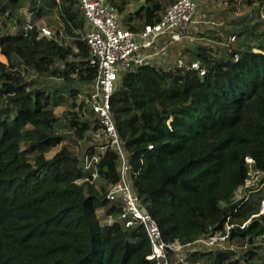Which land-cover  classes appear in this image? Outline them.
<instances>
[{
  "label": "trees",
  "instance_id": "obj_1",
  "mask_svg": "<svg viewBox=\"0 0 264 264\" xmlns=\"http://www.w3.org/2000/svg\"><path fill=\"white\" fill-rule=\"evenodd\" d=\"M176 1L105 0L131 32ZM207 1L220 23L196 34L204 44L184 65L152 56L118 74V149L86 102L97 68L79 1L0 0V264H157L143 228L125 227L106 198L123 159L170 264H264V0H240V15L238 0ZM85 157L97 162L85 169ZM251 173L260 180L246 189ZM215 236L222 246L203 243ZM176 246L192 247L177 263Z\"/></svg>",
  "mask_w": 264,
  "mask_h": 264
},
{
  "label": "built area",
  "instance_id": "obj_2",
  "mask_svg": "<svg viewBox=\"0 0 264 264\" xmlns=\"http://www.w3.org/2000/svg\"><path fill=\"white\" fill-rule=\"evenodd\" d=\"M78 1L82 14L90 26L83 38L91 53V64L97 68L94 87L89 92L86 102L98 116L102 130L111 139V144L120 149L110 112L111 95L118 74L146 64L160 51L165 52L166 47L158 50L159 38L165 37L172 31L180 32L190 24L196 10V2L178 0L168 8L157 23L145 25L138 32H131L120 27L116 10L105 0ZM41 34L52 36L51 30L46 27L41 28ZM234 58L238 59V56L235 55ZM183 63L182 59L177 61L178 66L184 65ZM189 67L199 70L197 63H192ZM200 74L202 75L203 71ZM96 162L95 157H85L83 166L85 169H90ZM128 169L129 166L123 159L119 169L120 181L110 187L106 198L110 203L121 204L120 220L125 227L140 225L143 228L151 246L148 260L157 264H170L167 255L169 247L163 242L155 221L148 213L142 211L140 201L130 185ZM92 176L95 177L93 174ZM219 238L224 240V237ZM215 241L216 238H212L209 242L203 243L213 245ZM179 248L176 246L174 251L177 252Z\"/></svg>",
  "mask_w": 264,
  "mask_h": 264
},
{
  "label": "rangeland",
  "instance_id": "obj_3",
  "mask_svg": "<svg viewBox=\"0 0 264 264\" xmlns=\"http://www.w3.org/2000/svg\"><path fill=\"white\" fill-rule=\"evenodd\" d=\"M239 4H235V13L236 15H240L242 13H245V10H247V8L245 9V6H240V0H238ZM197 2V10L194 13L191 23L188 24L182 31L178 32V31H173L170 34L165 35V37L161 36L159 38L160 44L158 46V50L162 49L163 47H166V51L165 52H159L157 53L156 57H155V61L159 64L162 65L163 67H171L176 65L177 61L179 59H182L183 61L187 59V55L189 54L188 50L195 48L197 45H203L204 41L199 39V37L196 36L197 33H203L205 31V29H207V27L209 26V24L212 22L214 23H220V21L218 19H216V15L214 14V12L216 10H218V8H221L222 6L220 5V3H216V5L213 6H209L213 3H209L207 0H196ZM264 6V5H263ZM28 4L20 10V13H22V15H24L25 19H29L30 15L28 12ZM55 14V13H52ZM261 19H264V12H262L261 14ZM233 43V41L231 42ZM0 60H5L3 57L0 56ZM39 83L45 87H49L52 86L56 83H59L58 80H45L44 78H39L38 79ZM55 113L57 116H59V120L60 122L63 121L62 119V112H63V108H56ZM62 123V122H61ZM63 130L62 126H57L56 127V132H60ZM80 144H84L83 141H79ZM88 145H90L89 143H86ZM61 146L57 147L54 151H52V153H50L48 155V157H51L54 152H56L57 150L60 149ZM73 148V147H72ZM74 152H78L79 151V147L77 149L73 148ZM81 158V157H80ZM84 159L82 160L83 163ZM260 180V177L256 174V173H251V179L246 183V189L247 187H249L251 184L253 183H257ZM246 189H240L239 191H237L236 193V199H240L243 196H246L248 194V192L246 191ZM264 203V201H263ZM262 204V202H261ZM260 204V213L259 214H263L262 212V207ZM112 219H108L107 221L103 220L102 224L105 223H111ZM214 238H216V241L214 242L215 246H222V240L218 237L215 236ZM192 250V247H186V248H179V250L177 251L178 254L176 255L175 258V263L177 262H181L184 258H185V254L187 251Z\"/></svg>",
  "mask_w": 264,
  "mask_h": 264
},
{
  "label": "crops",
  "instance_id": "obj_4",
  "mask_svg": "<svg viewBox=\"0 0 264 264\" xmlns=\"http://www.w3.org/2000/svg\"><path fill=\"white\" fill-rule=\"evenodd\" d=\"M88 29H90V26H89V24H86V31H87ZM86 31H85V32H86Z\"/></svg>",
  "mask_w": 264,
  "mask_h": 264
},
{
  "label": "bare ground",
  "instance_id": "obj_5",
  "mask_svg": "<svg viewBox=\"0 0 264 264\" xmlns=\"http://www.w3.org/2000/svg\"><path fill=\"white\" fill-rule=\"evenodd\" d=\"M262 212L264 213V203L262 204Z\"/></svg>",
  "mask_w": 264,
  "mask_h": 264
},
{
  "label": "water",
  "instance_id": "obj_6",
  "mask_svg": "<svg viewBox=\"0 0 264 264\" xmlns=\"http://www.w3.org/2000/svg\"><path fill=\"white\" fill-rule=\"evenodd\" d=\"M262 204H263V202H262ZM262 204H261V207H262Z\"/></svg>",
  "mask_w": 264,
  "mask_h": 264
}]
</instances>
